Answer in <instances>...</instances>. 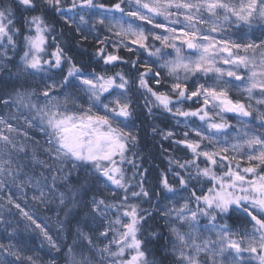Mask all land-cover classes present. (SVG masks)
<instances>
[{
  "label": "snow or ice",
  "instance_id": "snow-or-ice-1",
  "mask_svg": "<svg viewBox=\"0 0 264 264\" xmlns=\"http://www.w3.org/2000/svg\"><path fill=\"white\" fill-rule=\"evenodd\" d=\"M4 190L0 264H264V0H0Z\"/></svg>",
  "mask_w": 264,
  "mask_h": 264
},
{
  "label": "trees",
  "instance_id": "trees-1",
  "mask_svg": "<svg viewBox=\"0 0 264 264\" xmlns=\"http://www.w3.org/2000/svg\"><path fill=\"white\" fill-rule=\"evenodd\" d=\"M102 2L106 4H110L114 2V0H102ZM57 28L59 30V24L57 25ZM63 39H64V42L69 45L70 54L75 55L78 60H82V61L87 60L88 55L94 51L95 45H94V42L91 40V37L89 41L86 42L84 45V47L87 49V52L84 54H81V49L72 45L71 41L73 39V33L71 30L65 29V35ZM122 54L127 56V53L124 50H122ZM132 58L134 59L135 57H132ZM141 59H144V57H141ZM116 70H119V69H116ZM156 123L159 124L161 128H167L170 125H174L175 121L168 119L165 116H161L160 119L156 121ZM160 145H161L160 137L157 136L155 139H153L150 131H148L147 133L145 132L141 133V141L138 146V151L140 152V155L142 157L141 162L143 164V167L149 169L147 173V183L145 184V187L149 188L150 190H156V191H159V189L154 188L156 184V178L167 167V161L161 153ZM163 146L165 148H168L169 147L168 142L164 141ZM174 154L177 156L185 155V153L183 151H180L179 149H174ZM128 174L131 175V170L129 171ZM27 204H28L27 210L35 211V214L39 216L41 220H43L48 226L50 225V220L55 217V212H56V210L53 207H52V210L49 211L43 206L33 205L31 199L28 201ZM143 207H149V205L144 204ZM5 215H9V214L5 212ZM11 215L14 216V219L20 220V217L16 213L15 208H12ZM164 243L165 241L161 240L159 242V245H163ZM45 251H41V252L43 254V258L47 260L49 257L45 255ZM56 255L59 256V254H56ZM155 257L158 260L163 257V250L159 246H157V248L155 249ZM63 263L64 261L62 258L58 260V264H63ZM164 264H168V261L165 260Z\"/></svg>",
  "mask_w": 264,
  "mask_h": 264
},
{
  "label": "rangeland",
  "instance_id": "rangeland-1",
  "mask_svg": "<svg viewBox=\"0 0 264 264\" xmlns=\"http://www.w3.org/2000/svg\"><path fill=\"white\" fill-rule=\"evenodd\" d=\"M256 34H258V33H256ZM250 35H252V34H250ZM157 46H159V42H157ZM166 51H172V50H171V49H167ZM173 54H174V53H173ZM221 66H223V67H227L226 65H221ZM181 75H182V73H181ZM225 79H228V78L225 77ZM200 82H203V80H201ZM211 82H212V81L209 80V83H211ZM231 96H232V98H234V99H236V98H240V97H238V95H237V91H236V89H234V88H233L232 91H231ZM227 118L229 119V122H230L231 124H233V125H236L237 128L241 127V125H240L235 119H232V115L227 114ZM233 142H235V141H233ZM12 191H13L16 195H19V193L17 192L16 189H13ZM25 191L27 192L28 201H29V200L31 199L32 192H31L30 190H25ZM8 195H9V192H8L7 190H4V191L0 192V203H6V199H7ZM19 202L22 204V206L24 205L25 201H24L23 197L20 198ZM27 203H28V202H27ZM52 207L55 209V205H52ZM9 218L13 220V224H14V226H15V225L17 224V222L19 221V219H14V216H12V215H10ZM60 218H62V213H61L60 216L58 217V216L56 215V212H55V217H54L53 219L50 220L49 228L51 229V231H52L53 233H55V231H56V221H57V219H60ZM25 223H26V222H20V223L18 224V228H19V230H20V232H21V235H22L25 239H29V234L26 233V232L24 231ZM69 242H70V241H69ZM29 243L32 244V245H34V246L37 247V248H39V246H40V240H39V238H36V239H30V240H29ZM39 254L43 257L42 252H40ZM63 264H64V263H63Z\"/></svg>",
  "mask_w": 264,
  "mask_h": 264
},
{
  "label": "water",
  "instance_id": "water-1",
  "mask_svg": "<svg viewBox=\"0 0 264 264\" xmlns=\"http://www.w3.org/2000/svg\"><path fill=\"white\" fill-rule=\"evenodd\" d=\"M230 115H232V114H230Z\"/></svg>",
  "mask_w": 264,
  "mask_h": 264
}]
</instances>
